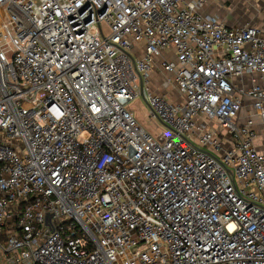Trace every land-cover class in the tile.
I'll return each mask as SVG.
<instances>
[{
	"label": "built area",
	"instance_id": "obj_1",
	"mask_svg": "<svg viewBox=\"0 0 264 264\" xmlns=\"http://www.w3.org/2000/svg\"><path fill=\"white\" fill-rule=\"evenodd\" d=\"M200 5L0 0L1 264H264V26Z\"/></svg>",
	"mask_w": 264,
	"mask_h": 264
},
{
	"label": "crops",
	"instance_id": "obj_2",
	"mask_svg": "<svg viewBox=\"0 0 264 264\" xmlns=\"http://www.w3.org/2000/svg\"><path fill=\"white\" fill-rule=\"evenodd\" d=\"M200 2L199 10L205 14L217 16L219 20L229 26H239L251 23L257 26H264V20L260 21L258 13L262 11L261 4L264 1L260 0H183ZM257 2H261L258 4ZM173 57V56H171ZM161 56L155 57V70L157 75L165 80L166 76L159 68ZM163 82V80H162ZM172 84V83H171ZM176 88V87H175ZM161 89V88H160ZM177 89V88H176ZM166 96L163 90L158 91ZM177 92L178 89H177ZM167 97V96H166Z\"/></svg>",
	"mask_w": 264,
	"mask_h": 264
},
{
	"label": "rangeland",
	"instance_id": "obj_3",
	"mask_svg": "<svg viewBox=\"0 0 264 264\" xmlns=\"http://www.w3.org/2000/svg\"><path fill=\"white\" fill-rule=\"evenodd\" d=\"M260 1V0H258ZM258 4H261V2H257ZM262 11L258 13V17L260 21L264 20V2L261 4ZM259 74H256V82L261 83V79L258 76ZM244 83L246 86L250 87L252 86V76L251 74H245L243 76ZM163 80V82H162ZM234 80L239 84V86H242V82L240 77H235ZM150 82H151V88L155 91L163 90L167 96V99L169 101H176V100H182L184 99V95H181L180 92H177V86L175 82H171L168 85L165 84V80L161 78L159 75H157V71L155 68H153V71L150 75ZM140 85V82H139ZM177 89H176V88ZM161 88V89H160ZM179 91V90H178ZM129 109L134 112L136 115L138 121L143 124L151 133L155 134L156 137L163 136L165 134L164 124L158 117H152L149 113V106L145 99L143 98V95L140 94L138 97H136L135 100L130 102ZM225 131V129L223 130ZM3 255V251L0 248V257ZM1 264V262H0Z\"/></svg>",
	"mask_w": 264,
	"mask_h": 264
}]
</instances>
